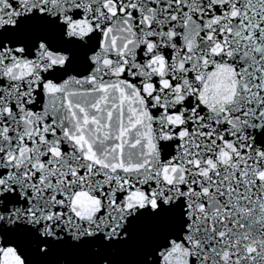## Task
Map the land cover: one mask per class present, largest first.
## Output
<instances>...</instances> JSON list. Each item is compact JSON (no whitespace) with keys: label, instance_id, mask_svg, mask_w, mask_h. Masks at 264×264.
Masks as SVG:
<instances>
[{"label":"snow or ice","instance_id":"obj_1","mask_svg":"<svg viewBox=\"0 0 264 264\" xmlns=\"http://www.w3.org/2000/svg\"><path fill=\"white\" fill-rule=\"evenodd\" d=\"M0 264H264V0H0Z\"/></svg>","mask_w":264,"mask_h":264}]
</instances>
